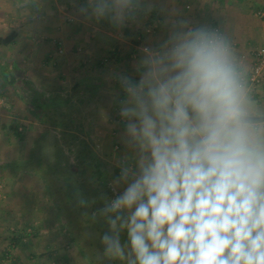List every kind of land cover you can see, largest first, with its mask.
<instances>
[{
	"label": "clouds",
	"instance_id": "clouds-1",
	"mask_svg": "<svg viewBox=\"0 0 264 264\" xmlns=\"http://www.w3.org/2000/svg\"><path fill=\"white\" fill-rule=\"evenodd\" d=\"M142 8V0H86L79 12L121 28ZM136 72L138 80L116 77L135 166L120 164L113 191H123L93 213L108 225L103 255L122 264H264V102L231 38L177 21L159 47L142 49Z\"/></svg>",
	"mask_w": 264,
	"mask_h": 264
},
{
	"label": "rangeland",
	"instance_id": "rangeland-1",
	"mask_svg": "<svg viewBox=\"0 0 264 264\" xmlns=\"http://www.w3.org/2000/svg\"><path fill=\"white\" fill-rule=\"evenodd\" d=\"M218 1H222L224 13L230 20L225 26L221 23V27L218 26L220 22H216L215 28L227 30L238 55L259 47L261 42L254 41L256 38H251L247 32L253 27L259 29L258 37L262 35V24L256 21L260 17L255 13L264 10V0ZM225 1H231V6L225 7ZM156 2L158 5L155 4L154 9L151 6L152 9L138 13L123 27L117 28L107 20L97 22L81 15L79 8L86 0H0V39L16 33L12 43L0 42V210L9 214H1L4 216L2 226L19 233L26 227V231L27 228L32 230L35 236L43 235L40 237L42 245L51 237L57 247L44 251L50 263L65 262V253L69 254L73 249L77 258L75 264H87L78 247L74 248L75 244L71 249L67 247L71 234L63 227L45 179L30 167L32 150H36L35 157H41L44 165L65 170L74 180L82 181L85 164L81 153L88 145L102 161L106 181L113 189L117 177L115 166L123 159L132 160L134 153L122 140L116 139L108 162H103L106 159L103 153L108 148H105V141L97 140L94 134L102 136L100 134L107 130L113 134L111 129H116L114 137H117V131H122L124 120L119 114L120 106L112 103L123 91L117 75L136 72L143 45L147 43L156 48L167 39L172 25L164 23L159 11L161 4L170 7L171 2L190 16L198 15L199 10L204 9L211 12L217 0ZM208 14L205 13V18L211 26L213 17ZM155 16L162 20L160 28L145 34L146 26ZM130 22L132 25L129 26ZM189 23L197 25L194 21ZM123 41L128 42L127 47L117 46ZM134 41L140 45L138 50L135 46L132 50L129 48ZM125 48L136 55L131 58L121 56L123 51L127 54ZM2 65L9 72L8 76L2 74ZM252 65L253 60L247 65L249 71ZM95 76H99L105 86L103 92L94 93L92 88H89L91 93L77 89L82 79H99ZM83 87L87 88V85ZM253 91L257 99L264 102V75ZM59 97L65 99L60 112L62 109L69 111L68 124L58 120V112L49 109L46 114H36L37 99ZM98 118L104 122L97 125V134L93 124ZM17 128L25 129V137L16 134ZM127 164L134 167L135 161ZM114 192L118 195L119 188ZM17 213H20V220L15 216Z\"/></svg>",
	"mask_w": 264,
	"mask_h": 264
},
{
	"label": "trees",
	"instance_id": "trees-1",
	"mask_svg": "<svg viewBox=\"0 0 264 264\" xmlns=\"http://www.w3.org/2000/svg\"><path fill=\"white\" fill-rule=\"evenodd\" d=\"M16 33L0 39L1 43H12ZM1 72L8 76V71L2 65ZM64 98L36 100V114H46L49 109L59 113L63 124H68L69 111L60 112ZM25 129H16V134L25 137ZM82 157L85 164L84 178L82 181L74 180L65 170L44 165L41 157H35L36 150H32L30 167L38 172L46 181L50 197L62 217L63 227L71 234L75 244L82 254L92 264H122L119 260L107 258L103 255L104 247L100 237L108 230L107 223L102 218L93 219V213L103 207V198H114L117 194L106 181V175L100 159L95 156L91 148L84 147ZM87 202V207L80 206V200ZM26 231V227L23 228ZM122 244L127 243V233H121Z\"/></svg>",
	"mask_w": 264,
	"mask_h": 264
},
{
	"label": "crops",
	"instance_id": "crops-1",
	"mask_svg": "<svg viewBox=\"0 0 264 264\" xmlns=\"http://www.w3.org/2000/svg\"><path fill=\"white\" fill-rule=\"evenodd\" d=\"M151 1H152V4H151ZM156 1L157 0H142L143 8L138 13H143L144 10L147 11V10L152 9L151 6H153V9H154L155 4H157ZM221 2L222 1L217 0V2L213 6L214 8L211 12L205 11V9L199 10L198 15L193 13L192 15L187 16L182 12L180 6H175L171 2H170V4H171L170 7L161 4V6L159 7V11H160V14L163 18L164 23L171 24L172 25L171 28H173V25L177 21H180V20H185L188 22L194 21V23L197 25L198 24L199 25H207V19L205 18V13L206 14L211 13V17H213V19H211V21H212L211 26L212 27L216 26V24H215L216 22H220V23H218V26L221 27V23L225 26V24H226L225 22L227 20L228 21L230 20L229 19L230 17L228 18V15L224 13L223 5ZM230 2L231 1H228V2L225 1L224 6L225 7L231 6ZM256 21L258 24H262V28H261L262 29V35L259 34V37H258V30L259 29H254L253 27L250 28V32L248 31L247 33L249 36H251V38H256L254 41L261 42L260 45H262V44H264V18H256ZM212 24H214V25H212ZM130 25H132L131 22H130L129 26ZM125 30H127V28ZM225 32L228 34L227 30H225ZM143 44H144V42H143ZM124 45H125V47H127L128 42L123 41L122 45H117V46L123 47ZM146 45L150 46L147 43H146ZM134 46L136 47L135 50H138V48H140V45L137 41L130 43V45H129L130 50H132V47H134ZM125 50H127V54H125V52L123 51L121 56L124 55V56H128L131 58V57H134L136 55V54H131V52L127 48H125ZM245 54L242 56L239 55V57L242 59V61L246 65H248L249 61L253 60V64H254V50H252V49L249 51L247 50V54L246 55ZM117 58H119V60H122V57L117 56ZM140 58H141V56H140ZM132 61L135 62V59H132ZM123 62H125V59H123ZM123 68H126V67L124 66ZM127 74H128L127 76H130L133 80L139 79V75L137 72H134V74H132V72H130V73L127 72ZM95 77L99 78V79H95L94 81H90L89 79H87V80L82 79V83H80L77 86V89H82V90L84 89L86 91H90V93H91V90L89 88H92L93 89L92 91L94 93L99 94L104 89L105 86H102V83H101L99 76H95ZM85 84L87 85V88L83 87V85H85ZM114 89H115L116 94H117V92H118L117 87H115ZM119 92H120V90H119ZM119 95H120V97L117 96V98L114 99L112 103H117V105L120 106V101L125 98V94L123 91H121L119 93ZM103 122L104 121L102 120V118L101 119L98 118L97 120H95V122L93 124L94 127H96L94 133H97L96 130L99 127L97 125H102ZM122 124H123L122 131H117L118 132V134L116 135L117 137H114V134L116 133L115 132L116 129L115 130L111 129V132L113 134H110L108 132V130L105 131L104 134H100L102 136H98V135L94 134V136L97 138V140L105 141V148H108V150L103 153L104 158H106V159H103V162H108L107 159L109 158L110 150L112 148L113 142H115L116 139L122 140V137H123V134H124V131L126 128L125 122H123ZM121 142L124 143L123 140ZM131 153L132 152L130 151V155H131ZM127 156H129V155L127 154ZM134 157H135V153L132 155V160L129 159V161H128L127 159H123V162L126 161L129 163H132L133 161H135ZM102 168H103V166H102ZM103 170H104V168H103ZM114 170H115L116 176L118 177L120 174V165H116ZM123 188H124V185H121L119 187V191L122 192ZM1 214H4V216L9 215L7 213H4L3 209L0 210V264H53L55 262V261L51 262V263L48 262V259L45 256L47 254L44 253V251H46V250H51V249L57 247L56 244H53V240L51 239V237L49 240H46L47 244L42 245L41 241H42V238L44 236L38 235V234H36V236H35V233L32 232V230L28 231V228H27L28 232L24 230V231H21L20 233L16 230L13 231L14 230L13 228H11V230H8L4 226H2L3 220H1V219H4V216H1ZM19 214L20 213H17V215L15 214V216L17 218H19V220H20V216H18ZM40 237H42V238H40ZM74 244H75V242L70 235L69 244L67 245V247L71 249L72 245H74ZM76 246L77 245L75 244V246H74L75 249L77 248ZM65 252H68V249H66ZM80 252H81V250H80ZM54 253H56V252L54 251ZM81 254H82V252H81ZM64 257H65V262H61V264H67V263L68 264H75L77 261V258H76V255H75L73 249L69 254L65 253ZM81 258H83V260L85 262H87V264H92L83 254L81 255Z\"/></svg>",
	"mask_w": 264,
	"mask_h": 264
},
{
	"label": "built area",
	"instance_id": "built-area-1",
	"mask_svg": "<svg viewBox=\"0 0 264 264\" xmlns=\"http://www.w3.org/2000/svg\"><path fill=\"white\" fill-rule=\"evenodd\" d=\"M256 16L264 18V10L260 9L256 11ZM162 20L160 17L155 16L151 18V22L146 26L144 33L151 34L160 28ZM219 28V27H217ZM140 40V39H139ZM149 47L148 45H143L142 49ZM250 81L252 87L258 85L264 75V44L260 45L254 50V64L252 69L249 71Z\"/></svg>",
	"mask_w": 264,
	"mask_h": 264
}]
</instances>
